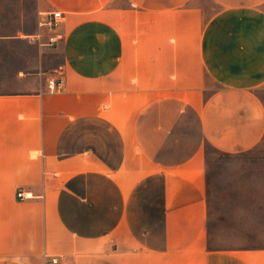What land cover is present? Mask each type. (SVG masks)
Returning <instances> with one entry per match:
<instances>
[{
    "label": "crops",
    "instance_id": "1",
    "mask_svg": "<svg viewBox=\"0 0 264 264\" xmlns=\"http://www.w3.org/2000/svg\"><path fill=\"white\" fill-rule=\"evenodd\" d=\"M46 2L65 13L67 84L0 92V264H83L107 238L124 256L264 264L207 248L206 181L207 145L264 141V0Z\"/></svg>",
    "mask_w": 264,
    "mask_h": 264
},
{
    "label": "rangeland",
    "instance_id": "2",
    "mask_svg": "<svg viewBox=\"0 0 264 264\" xmlns=\"http://www.w3.org/2000/svg\"><path fill=\"white\" fill-rule=\"evenodd\" d=\"M47 6L46 0H0V92H28L46 87L47 79L62 68L61 54L53 46L45 45L47 38L39 28V12L48 10ZM205 82L207 91L217 88L207 74ZM127 94L122 99L133 103L134 98ZM260 94L264 97V89ZM105 105L115 110L111 114L117 115V98ZM206 181L209 196L207 248L264 249V141L238 154L224 153L207 145ZM108 241L107 238L91 245L97 256L83 259L81 263L203 264L196 256L174 259V262L144 251L124 256L112 239ZM107 244L110 256L103 257ZM57 258L61 264V257Z\"/></svg>",
    "mask_w": 264,
    "mask_h": 264
},
{
    "label": "built area",
    "instance_id": "3",
    "mask_svg": "<svg viewBox=\"0 0 264 264\" xmlns=\"http://www.w3.org/2000/svg\"><path fill=\"white\" fill-rule=\"evenodd\" d=\"M39 28L44 30V34L47 38L45 45L55 47L57 43L62 39L60 28L65 22V13L61 10L40 11L39 12ZM40 34V36L44 35ZM56 76L47 79L46 87L50 92H61L65 89L67 79L60 69ZM36 197L33 191L20 189L17 192V198L19 200H28ZM53 264L58 263L57 257H50Z\"/></svg>",
    "mask_w": 264,
    "mask_h": 264
}]
</instances>
